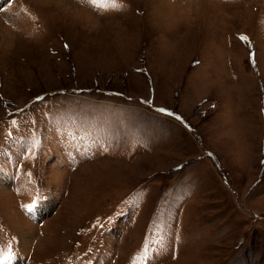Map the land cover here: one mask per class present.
<instances>
[{
	"label": "rangeland",
	"instance_id": "rangeland-1",
	"mask_svg": "<svg viewBox=\"0 0 264 264\" xmlns=\"http://www.w3.org/2000/svg\"><path fill=\"white\" fill-rule=\"evenodd\" d=\"M11 262L264 264V0H0Z\"/></svg>",
	"mask_w": 264,
	"mask_h": 264
},
{
	"label": "snow or ice",
	"instance_id": "snow-or-ice-1",
	"mask_svg": "<svg viewBox=\"0 0 264 264\" xmlns=\"http://www.w3.org/2000/svg\"><path fill=\"white\" fill-rule=\"evenodd\" d=\"M88 2H89V3H94L95 0H88ZM113 7H122V5H120V4H115V3H114V4H113ZM36 203H38V201H34V202H33V205L29 207V210H30V211H31L32 208H34V207L36 206ZM2 259H3V260H9V259H11V257H10V256H3Z\"/></svg>",
	"mask_w": 264,
	"mask_h": 264
},
{
	"label": "bare ground",
	"instance_id": "bare-ground-1",
	"mask_svg": "<svg viewBox=\"0 0 264 264\" xmlns=\"http://www.w3.org/2000/svg\"><path fill=\"white\" fill-rule=\"evenodd\" d=\"M9 264H14V262H13V263L11 262V263H9Z\"/></svg>",
	"mask_w": 264,
	"mask_h": 264
}]
</instances>
